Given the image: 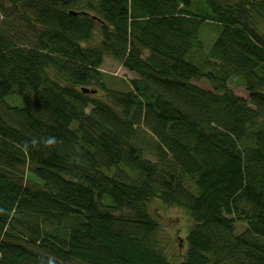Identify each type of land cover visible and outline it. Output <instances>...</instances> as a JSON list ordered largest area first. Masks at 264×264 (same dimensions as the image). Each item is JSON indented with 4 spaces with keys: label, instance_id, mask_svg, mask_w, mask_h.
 <instances>
[{
    "label": "trees",
    "instance_id": "1",
    "mask_svg": "<svg viewBox=\"0 0 264 264\" xmlns=\"http://www.w3.org/2000/svg\"><path fill=\"white\" fill-rule=\"evenodd\" d=\"M263 24L264 0H0V264H264ZM154 200L192 222L180 263Z\"/></svg>",
    "mask_w": 264,
    "mask_h": 264
},
{
    "label": "rangeland",
    "instance_id": "2",
    "mask_svg": "<svg viewBox=\"0 0 264 264\" xmlns=\"http://www.w3.org/2000/svg\"><path fill=\"white\" fill-rule=\"evenodd\" d=\"M260 30L264 32V24ZM214 35L215 33L211 30L210 26L204 27L203 36L205 40L210 41ZM102 71L108 75L107 83L118 89L130 88V80L137 76L135 73L125 69L120 62L110 57L105 58ZM193 83L203 88H211L210 83L204 78L193 79ZM229 87L238 94L248 95L245 87L236 78H233L229 82ZM151 211L157 216L161 225L159 237L163 251L172 261L176 263L182 262L187 248L186 234L192 225L186 210L178 206H169L163 202H156L154 200ZM245 227V222H238L236 231L240 232Z\"/></svg>",
    "mask_w": 264,
    "mask_h": 264
},
{
    "label": "water",
    "instance_id": "3",
    "mask_svg": "<svg viewBox=\"0 0 264 264\" xmlns=\"http://www.w3.org/2000/svg\"><path fill=\"white\" fill-rule=\"evenodd\" d=\"M84 91H86V92H87V91H89V89H86V88H85V89H84ZM95 91H96V90H93V92H95Z\"/></svg>",
    "mask_w": 264,
    "mask_h": 264
},
{
    "label": "clouds",
    "instance_id": "4",
    "mask_svg": "<svg viewBox=\"0 0 264 264\" xmlns=\"http://www.w3.org/2000/svg\"><path fill=\"white\" fill-rule=\"evenodd\" d=\"M33 143H35V141H33ZM49 143H51V141H49Z\"/></svg>",
    "mask_w": 264,
    "mask_h": 264
}]
</instances>
